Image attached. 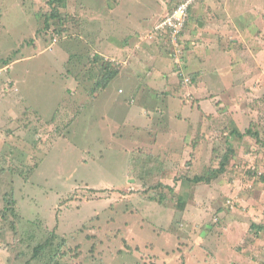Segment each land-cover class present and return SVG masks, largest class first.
Listing matches in <instances>:
<instances>
[{
    "label": "rangeland",
    "instance_id": "374dc122",
    "mask_svg": "<svg viewBox=\"0 0 264 264\" xmlns=\"http://www.w3.org/2000/svg\"><path fill=\"white\" fill-rule=\"evenodd\" d=\"M95 1L94 17L87 11L93 0H0V264H52L56 253L53 264H264V231L252 227L264 228V17L256 18L264 0L261 7L230 0L229 18L247 43L239 35L217 40V25L206 30L203 20L215 17L204 10L229 5L212 1L195 11L202 24L191 22V35L168 42L188 43L186 70L174 48L168 56L151 44L155 57L137 60L136 70L157 67L166 80L149 74L144 81L125 67L105 92L93 91V57L129 52L120 42L141 21L149 26L144 38H159L150 31L162 0ZM182 1L167 4V15ZM235 11L249 13L250 22H238L243 15ZM232 39L241 51L230 60L219 52L234 47ZM135 52L149 57L145 48ZM217 66L229 77L221 85L208 78L210 95L180 86V76L197 84L200 70ZM236 123L259 137H231ZM202 129L206 141L198 139ZM229 148L238 156L226 174L212 184L191 182L212 176ZM136 149L167 162L148 185L128 174ZM157 183L158 191L149 190ZM48 240L53 253L48 246L34 260Z\"/></svg>",
    "mask_w": 264,
    "mask_h": 264
},
{
    "label": "crops",
    "instance_id": "0c3cea01",
    "mask_svg": "<svg viewBox=\"0 0 264 264\" xmlns=\"http://www.w3.org/2000/svg\"><path fill=\"white\" fill-rule=\"evenodd\" d=\"M137 0H133V2H135ZM171 1H174V0H162V2L159 4L160 6V9H159V13H158V16H157V19L154 20V25H153V29L150 31L151 33L155 34V32L159 33V34H155L157 35L159 38H154L152 36L150 37H145L144 36L146 35L145 31L147 32L148 31V24L145 23L144 21H141L139 22L138 24H135L136 27H137V32L133 35L130 34V32L128 31L127 35L125 36V38L122 40V43L120 42V45L126 47V48H130V51L129 52H125L124 49H121V50H116V53L114 54L116 58H108L107 56H104L106 57L105 59L106 60H109V61H114V62H117L119 63L120 65H122V68H125V67H131L133 69V71L136 72V74L138 75V78L140 79H143L145 81L146 77H148V75L150 74L154 80H158L159 81H162V80H166L165 77H167L166 75H163V72H161L159 70V68L157 67H147L146 69L148 70L149 68L150 69H153L154 71L152 70H148V73H145L144 75H140L139 74V71H137L136 69V61L138 60L141 65H143L145 62L146 63H151L152 61V57L154 58L155 56L149 52L151 51V47L150 46H154L155 49H158V50H165V53L169 56V52H168V40H165L166 36L169 34V32L166 30V31H158L157 30V26L163 22V20L166 18L167 16V9H168V5ZM217 2L218 0H202L200 2H198L197 4H195L191 10H190V16H189V22L187 23V30H185V33H184V36H188V35H191L192 34V31H193V25H191V27L189 28L191 22H196V24L200 25L202 24V22L200 21H197L195 19L196 17V12L195 11H200L201 9H203L204 7H210V6H207L206 4L208 3H211L213 4V2ZM221 1V0H219ZM234 2V0H232ZM241 1H246V2H241ZM240 2L238 3H242V4H246V3H249L248 1L249 0H241ZM250 1H255L256 0H250ZM115 5L118 6L119 5V1H116L115 0ZM229 5L227 6L226 3L224 5H221L220 7H217V6H212L211 8H209V10H204V13L208 14V12L210 13V16H214L215 18L209 20L207 19V21L203 20L204 22H207L206 24V30H207V27H210L212 29L215 28L214 25H217V30H219L220 34L216 35L217 36V40H222V42L224 44H226L228 41L227 39H225L226 36H229L230 38H232L233 36H238L239 35V40L240 42L242 41L243 43H247L248 42V39L245 40V36L248 35L246 34L245 32H240V29H238L237 27L233 26L232 22L230 19L233 18V21H234V17L235 16H231V18H229V14H230V10L234 12V9L233 7H231L232 5L230 4V0H229ZM252 3V2H251ZM261 3H262V0H257V4L253 7H261ZM233 4V3H232ZM264 8V6H263ZM96 10L98 9L97 5H96V1L93 0V2L88 6V13H91L93 14L94 16V11L93 10ZM229 9V10H227ZM232 12V14L234 15V13ZM256 13V11H255ZM235 14L237 16H242L241 20H238V22H241L242 20L247 19L246 22H250V19L248 18H251L248 16L249 13H240V12H236L235 11ZM95 17V16H94ZM135 17V16H134ZM264 17V10L260 13V14H256V18H262ZM212 18V17H211ZM209 20V21H208ZM141 23V24H140ZM147 25V26H146ZM188 28L191 30L188 31ZM208 31V30H207ZM166 35V36H165ZM210 37L214 38V36L210 35ZM129 38L130 41L127 39ZM150 40H154L153 41H150ZM157 40V41H156ZM239 40L238 39H232V43L234 44V47L233 46H230L231 48H228L226 52H224L223 50H221V52H219V54H223L226 56V58L230 59L231 56H238V52L241 51L240 49V43H239ZM152 44V45H151ZM188 45V43H187ZM236 45L238 46V48H235ZM110 47V45H109ZM142 47V48H145V51L146 53H148L149 57L147 58V60L145 61L143 59V56L142 54H138L137 50H139V48ZM217 47H218V50L220 48V44L217 43ZM111 48V47H110ZM112 49L109 50V52L111 51ZM190 49H187V54L190 52L189 51ZM122 51V52H121ZM213 53V52H212ZM113 54V53H112ZM140 56L142 57L140 59ZM152 56V57H151ZM203 60V59H202ZM231 60V59H230ZM189 65L191 66V63H189ZM233 67H237V61H233L231 64H230ZM143 67V66H142ZM231 68V67H230ZM206 71H207V68H206ZM205 70H200V73H199V76L198 77H202V79L200 80V82H198L196 84H194L193 88H192V93L196 96L198 95H203L205 91H207V93H209V95L211 94L210 91L211 89H208L207 86L209 83H213L215 82L216 84L218 85H221L224 83V78H228L229 77V74L227 75H219L218 73L220 72V66H217V67H214V68H209L208 72H206ZM212 75V76H211ZM209 76V77H208ZM211 76V77H210ZM215 78H218L217 80L214 79ZM210 79V78H213L209 83L207 81V79ZM145 84V83H143ZM212 85V84H211ZM147 86V84H146ZM146 86H141V84L139 85L138 89L141 90V88H146ZM157 87V86H156ZM216 87V85L214 86V88ZM147 89H152L154 90L153 88L151 87H148L146 88ZM222 87H220V91L219 92H224L221 90ZM161 91V90H160ZM155 92H157L155 90ZM215 103V102H213ZM222 103V102H220ZM218 106V104L216 105V107ZM218 109V107H217ZM202 125H204V123H202Z\"/></svg>",
    "mask_w": 264,
    "mask_h": 264
},
{
    "label": "trees",
    "instance_id": "16d2710c",
    "mask_svg": "<svg viewBox=\"0 0 264 264\" xmlns=\"http://www.w3.org/2000/svg\"><path fill=\"white\" fill-rule=\"evenodd\" d=\"M62 1H67V0H59V2H62ZM53 18H54V20H57L56 13L53 14ZM65 23H66V21H64V20H60L58 23H56V25L58 26L57 28H59L57 30L58 34H62L67 30ZM46 24H47L46 29H44V30H48V28L51 25V24L49 25L47 20H46ZM56 25H54V26H56ZM167 39H168V41H170V38L168 35L166 36L165 40H167ZM185 45H186V43H185ZM167 47H168V52H170L169 48H173L172 46H168V45H167ZM187 49H189L188 45L183 48V53H182V67L181 68H183L184 70H186V68H187L185 65V56L187 55V53H186ZM105 58L106 57H104L102 54H96L92 60V65L95 66L94 68L98 70V73H95V71H90L92 78L96 79L94 89H93L94 92H105L107 90V88L109 87V85L117 77H119V75L121 74V72L123 70L122 65H120L119 63L114 62V61L112 62V61L106 60ZM177 66L174 65V67L176 69H177ZM194 77L192 75V80H193L192 85H194V79H195ZM179 78H180V86L181 87H185V88L186 87H190V88L193 87L192 85H187V84L183 83L184 79H185L184 77L180 76ZM82 108L86 109L87 106H83ZM222 110H224V108H222ZM207 117L209 118V120H211L212 119L211 117H213V116H211V117L207 116ZM253 122H255V121H252L251 123H253ZM225 127L226 128L228 127V129H231L230 127H233V126L228 124ZM206 128H207V131L212 133L214 130L213 123H209V126H207ZM240 130H241L240 126L236 123L235 127H233L232 133H230L229 135L231 137H235V138H238V139L243 140V141L245 140V138L247 136H250V137L255 138V139H257L259 137V135L257 133L252 131V127H250V129H248L246 133L241 132ZM202 131H203V129L201 130V134L199 135L198 139H202L203 141H206L205 139L207 138L208 133H204ZM202 133H203V135H202ZM64 137L66 138L65 135H64ZM237 156H238L237 150L235 148H229V151L224 155V157L221 161L219 169L213 168V171L211 172L212 176L194 177L191 182H193L195 185L212 184L213 182H215L216 179L221 177L223 174H226L228 172L229 167L234 166L232 164V163H234L233 159H235ZM166 166H167V162H165L161 158L160 155L156 156L153 153L147 152L146 149H136L135 151H133L131 153L130 162H129V166H128V169H129L128 174L131 175L132 177L133 176L138 177L140 182H142L144 185H148L149 182L153 178L157 179L158 177H160V174H163L165 172ZM231 171H234V169H232ZM249 176H252L250 172H249ZM262 180H264V177L262 178ZM159 182H160V180H159ZM160 186H161L160 183H157L155 185L153 184L149 187V190L158 191L157 189ZM151 198H153V197H151ZM154 200H156V199H154ZM162 201L165 202L163 195H161V197L159 199V202H162ZM181 203L185 206L183 199H181ZM252 227L255 229V231L257 233L264 231V228L260 225L253 224ZM46 244H48V245H46V246L42 245V246L36 248V250L34 252V257H33L34 260H38V258L39 259L43 258L40 256L45 253L43 251L45 250V248H48V246H49V252L53 253V251H52L54 249L53 240H48V242ZM56 250H57V252L60 251V249H56ZM48 254L52 255L51 253H48ZM56 254H53V261H54V259H56L55 258ZM53 261H51L52 264H53Z\"/></svg>",
    "mask_w": 264,
    "mask_h": 264
},
{
    "label": "built area",
    "instance_id": "2783aa9c",
    "mask_svg": "<svg viewBox=\"0 0 264 264\" xmlns=\"http://www.w3.org/2000/svg\"><path fill=\"white\" fill-rule=\"evenodd\" d=\"M197 1L198 0H186L184 3H181V5H179L171 14L167 16L166 20L161 25H159L157 29L164 31L167 30L169 32L170 39L173 41H177L178 39L181 40L189 18V9ZM172 47L174 48L173 51H175V57L176 55H179L181 59V55L183 52L181 50H183V48L176 47L175 45H173Z\"/></svg>",
    "mask_w": 264,
    "mask_h": 264
},
{
    "label": "clouds",
    "instance_id": "9594fccd",
    "mask_svg": "<svg viewBox=\"0 0 264 264\" xmlns=\"http://www.w3.org/2000/svg\"><path fill=\"white\" fill-rule=\"evenodd\" d=\"M183 1H186V0H183ZM183 1H182V3H183ZM200 1H202V0H198L196 3H194L191 7H190V9H189V16H190V10H191V8L195 5V4H197L198 2H200ZM181 4V3H180ZM179 4V5H180ZM178 6H176V8H177ZM168 16V15H167ZM167 16H166V18H167ZM166 18L163 20V22L166 20ZM162 22V23H163ZM189 22V18H188V21H187V23ZM162 23H160L159 25H161ZM159 25L157 26V27H159ZM158 30V29H157ZM158 31H164V30H158ZM184 33H185V31H184ZM183 36H184V34H183ZM185 44V43H184Z\"/></svg>",
    "mask_w": 264,
    "mask_h": 264
}]
</instances>
